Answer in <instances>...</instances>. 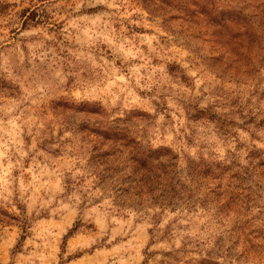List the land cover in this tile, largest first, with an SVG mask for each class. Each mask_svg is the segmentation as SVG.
Instances as JSON below:
<instances>
[{"label": "clouds", "instance_id": "1", "mask_svg": "<svg viewBox=\"0 0 264 264\" xmlns=\"http://www.w3.org/2000/svg\"><path fill=\"white\" fill-rule=\"evenodd\" d=\"M0 264H264V0H0Z\"/></svg>", "mask_w": 264, "mask_h": 264}, {"label": "rangeland", "instance_id": "2", "mask_svg": "<svg viewBox=\"0 0 264 264\" xmlns=\"http://www.w3.org/2000/svg\"><path fill=\"white\" fill-rule=\"evenodd\" d=\"M2 223H4V221L3 220H0V224H2Z\"/></svg>", "mask_w": 264, "mask_h": 264}]
</instances>
